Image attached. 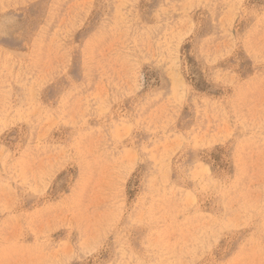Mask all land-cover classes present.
Returning a JSON list of instances; mask_svg holds the SVG:
<instances>
[{
    "label": "rangeland",
    "instance_id": "1",
    "mask_svg": "<svg viewBox=\"0 0 264 264\" xmlns=\"http://www.w3.org/2000/svg\"><path fill=\"white\" fill-rule=\"evenodd\" d=\"M0 264H264V0H0Z\"/></svg>",
    "mask_w": 264,
    "mask_h": 264
}]
</instances>
